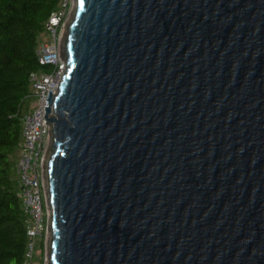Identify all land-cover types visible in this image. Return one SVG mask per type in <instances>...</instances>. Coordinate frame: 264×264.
<instances>
[{"label":"water","instance_id":"obj_1","mask_svg":"<svg viewBox=\"0 0 264 264\" xmlns=\"http://www.w3.org/2000/svg\"><path fill=\"white\" fill-rule=\"evenodd\" d=\"M72 3L47 264H264V0Z\"/></svg>","mask_w":264,"mask_h":264},{"label":"trees","instance_id":"obj_2","mask_svg":"<svg viewBox=\"0 0 264 264\" xmlns=\"http://www.w3.org/2000/svg\"><path fill=\"white\" fill-rule=\"evenodd\" d=\"M61 0H0V264H22L26 220L17 196L14 162L22 114L30 110L31 72H48L35 50ZM29 107V108H28ZM42 256L43 242L39 240Z\"/></svg>","mask_w":264,"mask_h":264},{"label":"built area","instance_id":"obj_3","mask_svg":"<svg viewBox=\"0 0 264 264\" xmlns=\"http://www.w3.org/2000/svg\"><path fill=\"white\" fill-rule=\"evenodd\" d=\"M68 0H61L45 23L44 39L35 50L41 65L48 72H31L30 110L22 114L21 140L14 162L17 180V196L26 220L27 244L22 264H33L35 245L41 239L46 242L49 207L46 202L44 166L49 144V127L45 120L49 92H55L65 68L60 52V40L67 20Z\"/></svg>","mask_w":264,"mask_h":264},{"label":"rangeland","instance_id":"obj_4","mask_svg":"<svg viewBox=\"0 0 264 264\" xmlns=\"http://www.w3.org/2000/svg\"><path fill=\"white\" fill-rule=\"evenodd\" d=\"M73 9V3L72 0H68V9H67V20L70 18L71 12ZM66 20V21H67ZM27 104H29V107L31 106V102H27ZM28 107V108H29ZM48 238H49V230H46V242H45V246L43 245V249H42V256H40L39 252V239L36 242L35 245V255L33 258V264H47V242H48Z\"/></svg>","mask_w":264,"mask_h":264}]
</instances>
